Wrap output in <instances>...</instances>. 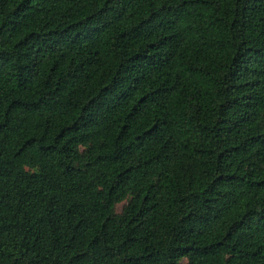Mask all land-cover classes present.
<instances>
[{"label": "trees", "instance_id": "trees-1", "mask_svg": "<svg viewBox=\"0 0 264 264\" xmlns=\"http://www.w3.org/2000/svg\"><path fill=\"white\" fill-rule=\"evenodd\" d=\"M0 264H264V0H0Z\"/></svg>", "mask_w": 264, "mask_h": 264}, {"label": "rangeland", "instance_id": "rangeland-1", "mask_svg": "<svg viewBox=\"0 0 264 264\" xmlns=\"http://www.w3.org/2000/svg\"><path fill=\"white\" fill-rule=\"evenodd\" d=\"M122 206H123V203L122 204H119L118 205V209L121 210Z\"/></svg>", "mask_w": 264, "mask_h": 264}]
</instances>
